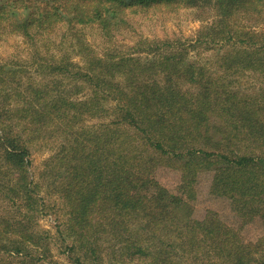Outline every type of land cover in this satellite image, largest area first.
Masks as SVG:
<instances>
[{
  "label": "trees",
  "instance_id": "obj_1",
  "mask_svg": "<svg viewBox=\"0 0 264 264\" xmlns=\"http://www.w3.org/2000/svg\"><path fill=\"white\" fill-rule=\"evenodd\" d=\"M178 8L215 15L190 45L232 44L217 53L216 72L181 44L164 41L165 52L147 58L99 56L83 38L87 26L110 37L136 15ZM239 15L263 19L264 0H0V38L20 34L45 79L23 87L0 78V264L47 258L49 235L34 225L41 182L66 207L61 233L73 264H104L105 249L120 264H181L172 254L191 264H264V233L244 241L214 211L194 218L191 204L208 171L211 193L229 199L242 224L264 226V88L249 93L235 81L247 71L264 76V30ZM59 29L70 31L77 61L38 50ZM6 65L9 77L26 72ZM59 77L90 93L71 97L78 90H63ZM110 111L109 121L84 128ZM36 144L52 150L39 180L29 171ZM162 166L180 172L178 193L156 179Z\"/></svg>",
  "mask_w": 264,
  "mask_h": 264
},
{
  "label": "rangeland",
  "instance_id": "obj_2",
  "mask_svg": "<svg viewBox=\"0 0 264 264\" xmlns=\"http://www.w3.org/2000/svg\"><path fill=\"white\" fill-rule=\"evenodd\" d=\"M214 16L212 10L209 9H155L150 10L149 13L136 15L130 19L127 28L116 32L110 37L103 35L96 26L84 27L82 34L84 35V40L93 52L99 56H104L105 53H111L147 58L164 53V50H166L164 41H168L170 45L181 44L187 48L190 59L204 64L208 69L211 68L210 71L216 72L218 65L212 63L216 60L217 53L224 51L227 46L230 47L232 44L208 42L207 44L205 43L206 45L201 46L190 45L195 41L201 27L206 23H211ZM239 22L245 27L253 24V29L257 32L264 30V18L259 20L255 18L248 19L239 15ZM69 33L70 31L66 29L57 30L49 38L44 39V42L42 41L40 45L36 42L39 46L38 50L40 52L46 51L47 55L49 53L56 54L55 56L58 54H67L65 57H70L73 51H71L68 41H66ZM36 53L37 51L34 50V47L25 43L20 34H4L0 38V65L7 64L6 69L20 66L26 72L19 74V76L16 74L15 78H12L9 77L10 72L8 73L4 70L0 72V78H4L5 81L8 77L12 81L11 86L21 84L23 87L27 86L29 82L37 84L38 82L44 81L45 79L42 77V74L34 70V64L36 63L33 60H36ZM72 56L75 61L78 60V57H75L76 55L73 54ZM259 75L260 73L252 74V72L247 71L239 74V77L235 81L242 90L257 94L264 88V76ZM58 81L63 84V90L67 92L73 88L74 90L75 88L78 90L76 95L73 96L70 94L71 97L76 96V98L84 99L90 93L89 89L81 81L70 82L68 78L61 79L60 77ZM2 83L3 81H0V87ZM104 103L105 106H110L109 102L104 101ZM9 104H13V102H9ZM110 118H112L111 111L107 113L102 112V114L96 117L86 118L83 126L84 128L94 129L101 123L109 121ZM30 151V175L35 180H39L40 172L51 156L52 150L47 146L36 144ZM211 175L212 173L208 171H202L198 175L195 185V196L191 200L194 212L193 217L202 219L208 211H214L224 223L238 230L244 241H255L264 233L263 224L256 219L242 224L236 211H233L229 199L211 193ZM155 177L169 191L178 193L180 172L171 167L162 166L155 171ZM41 184L39 196L41 197L40 202L42 204L39 208V213L36 215L37 218L35 219L34 225L36 229L47 232L49 235L47 243L50 247L48 256L43 260L42 264H73L69 261L65 247L66 244L70 243V240L61 233L63 230V222L67 218L66 207H64L59 196L49 193L48 185L45 182H41ZM104 244L109 246L107 242ZM110 251L112 252V250ZM111 252L106 253L105 249L103 253L104 264H120L116 263L113 258L114 255ZM3 256L5 257L6 255L3 254ZM182 257L180 259L181 257H178L177 254H172V259L176 261L180 260L181 264H191L192 260L188 259L185 254H182ZM124 264H135V261H125Z\"/></svg>",
  "mask_w": 264,
  "mask_h": 264
}]
</instances>
